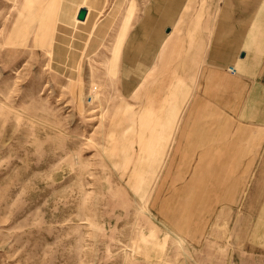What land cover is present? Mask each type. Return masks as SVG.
Instances as JSON below:
<instances>
[{
  "label": "rangeland",
  "instance_id": "obj_1",
  "mask_svg": "<svg viewBox=\"0 0 264 264\" xmlns=\"http://www.w3.org/2000/svg\"><path fill=\"white\" fill-rule=\"evenodd\" d=\"M244 1L0 0V264H264V179L217 211L218 149L180 131L182 39L207 56Z\"/></svg>",
  "mask_w": 264,
  "mask_h": 264
},
{
  "label": "crops",
  "instance_id": "obj_2",
  "mask_svg": "<svg viewBox=\"0 0 264 264\" xmlns=\"http://www.w3.org/2000/svg\"><path fill=\"white\" fill-rule=\"evenodd\" d=\"M232 5L230 2L229 16L223 19L228 26L221 27L220 18L219 26L213 28L207 56L204 25L189 32L191 38L186 43L182 39L180 65L181 89L188 91L190 83L196 85L191 109L180 127L182 142L193 149L205 138L214 141L218 151L214 150L209 162L222 165L214 178L230 181L228 187H219L214 203L217 211L229 213L238 197L252 195V191L247 193L248 188L242 187V181L256 176L263 184L264 179L262 172L252 173L257 159L264 163L263 157L253 156L264 139V0H245V14L237 12L242 10L241 5ZM232 68L234 72L230 71ZM206 106H211L215 117H220V123L217 119L206 120L210 125L207 129L200 124L202 117L205 121ZM167 121L171 124L170 119Z\"/></svg>",
  "mask_w": 264,
  "mask_h": 264
},
{
  "label": "water",
  "instance_id": "obj_3",
  "mask_svg": "<svg viewBox=\"0 0 264 264\" xmlns=\"http://www.w3.org/2000/svg\"><path fill=\"white\" fill-rule=\"evenodd\" d=\"M86 16H87V10L85 8H80L76 17L78 20L83 21L86 19ZM167 32H168V29H167Z\"/></svg>",
  "mask_w": 264,
  "mask_h": 264
},
{
  "label": "built area",
  "instance_id": "obj_4",
  "mask_svg": "<svg viewBox=\"0 0 264 264\" xmlns=\"http://www.w3.org/2000/svg\"><path fill=\"white\" fill-rule=\"evenodd\" d=\"M230 71L234 72V69L232 68Z\"/></svg>",
  "mask_w": 264,
  "mask_h": 264
},
{
  "label": "bare ground",
  "instance_id": "obj_5",
  "mask_svg": "<svg viewBox=\"0 0 264 264\" xmlns=\"http://www.w3.org/2000/svg\"><path fill=\"white\" fill-rule=\"evenodd\" d=\"M165 124V123H164ZM156 138V137H155ZM153 139V138H152ZM160 139V138H159ZM161 140V139H160ZM155 147V146H154ZM143 189V188H142Z\"/></svg>",
  "mask_w": 264,
  "mask_h": 264
}]
</instances>
